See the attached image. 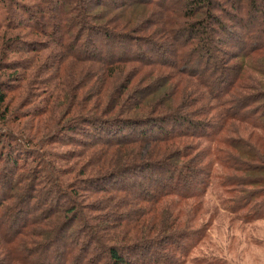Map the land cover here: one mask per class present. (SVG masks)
Instances as JSON below:
<instances>
[{
    "label": "trees",
    "instance_id": "trees-1",
    "mask_svg": "<svg viewBox=\"0 0 264 264\" xmlns=\"http://www.w3.org/2000/svg\"><path fill=\"white\" fill-rule=\"evenodd\" d=\"M38 1L47 4V12L37 9L43 13L38 30L49 38L42 48L46 59L33 48L22 66L11 55L23 52L19 31L28 25L13 19L26 8L22 0H0V71L15 70L0 83V123L9 119L10 82L22 88L28 76L29 89L40 88L30 78L49 69L41 89L51 90L34 115L46 116L28 125L34 128L28 142L40 151L28 152V159L64 190L56 189L47 207L44 200L35 208L36 178L25 177L24 186L13 181L18 161L9 160L1 171L0 264H183L208 227L193 226L204 199L221 192L233 220H264V0L231 2L238 14L222 9L235 30L216 20L220 0H189L171 11L162 10L170 0H118L108 6L118 16L112 32L93 25L99 15H91L84 0ZM148 4L159 8L155 16ZM142 15L156 17L153 25L161 29L141 26ZM238 28L244 38L236 37ZM144 31L163 33L166 49L148 52L146 45L162 39L131 34ZM69 113L71 120H64ZM58 130L79 134L76 155L85 160L77 184L65 182L66 156L49 148V134ZM116 177L121 186L113 183ZM92 181L102 182L100 192L112 191L105 199L114 210L98 215L105 203L82 194ZM215 181L217 198H205ZM84 232L89 239L80 244Z\"/></svg>",
    "mask_w": 264,
    "mask_h": 264
},
{
    "label": "rangeland",
    "instance_id": "rangeland-1",
    "mask_svg": "<svg viewBox=\"0 0 264 264\" xmlns=\"http://www.w3.org/2000/svg\"><path fill=\"white\" fill-rule=\"evenodd\" d=\"M75 0H67V3H72ZM79 2V0H76ZM86 2L85 5H87V10L91 13L93 16L99 17L92 22L95 27H107L109 32H112V29L116 25L117 20V13L116 11H113L108 7L112 3L118 1V0H84ZM163 2L164 0H160ZM189 0H170L167 2V6H164L162 10H168L171 11L174 8L184 5V2ZM221 4L220 6H217L215 9H213V12L216 14V20L224 21V24L231 26L232 23L230 21L225 20V12L222 10L223 8L229 9L233 11L234 13L237 11L233 6L231 5V2L236 3L238 0H220ZM25 9L19 10V18L13 19L15 22L22 20L23 22H27L28 28H23L19 32L22 34L20 37L22 39V44L18 43L17 46L23 50L21 54H12L13 60L15 59V62L19 60V65L25 66L28 62L26 56H34V52H29L28 50H32L35 48L37 50L36 54L38 57H42L44 60L46 59V50H42L43 45L45 43H48L49 38L44 37L42 34H40L38 30L39 23L41 24L40 20V11H38V7H42V9H45L47 12V4H45L43 1L38 0H22ZM66 3V2H65ZM74 7L77 6L75 3H73ZM0 8H2V4L0 2ZM147 8L151 10L154 13V16L156 15L155 12H158L159 8H156L153 5L148 4ZM161 8V7H160ZM40 9V8H39ZM143 10V8H139L138 11ZM4 12L3 9H0V22L4 20V16L2 15ZM238 14V13H237ZM244 23H249L252 18H250L249 14L245 12L242 14ZM142 24L144 28H149L150 30H154L153 21L155 20L151 15H142ZM17 20V21H16ZM213 20V19H212ZM213 27L219 29L218 25L213 24ZM233 30L234 27H232ZM161 29V26L158 28H155V30L158 32ZM18 32V29L16 30ZM46 31V29H45ZM129 32V31H126ZM237 38H242L241 34L244 38L245 31L243 29L238 28L237 29ZM136 33L137 36L140 37H148L150 36L155 38H161L162 34L159 33L158 35H148L149 31H144L143 33H137L132 32L131 34ZM221 33V32H220ZM58 35V34H57ZM227 36V35H225ZM85 38L86 36L83 35ZM236 39V38H234ZM233 40V39H230ZM167 40H157L155 42H161V43H154V44H148L146 46L149 47L148 52H151V54L155 55V51L157 49H166V44H163V42H166ZM173 42V41H169ZM231 42H226V45L230 46ZM34 45V46H32ZM174 45L178 48L179 44L174 43ZM224 47V46H223ZM142 48H145V45L142 46ZM157 48V49H156ZM78 50V49H77ZM44 55V56H43ZM168 55V54H167ZM162 60V59H161ZM36 63V62H35ZM21 69L18 68L17 72ZM15 71V70H14ZM14 71H0V83L1 82H9V75L13 74ZM58 72V70H57ZM50 70L47 68H42L40 73H37L36 75L31 76V80L41 83L40 88L36 87H30L28 84V76L26 79H24L22 84V88L17 87L18 80L14 83V81L10 82L12 85H15V89H11V92L8 93L7 97L8 100L6 102V105L8 107V116L9 119L4 122L0 123V154L2 155V160L0 161V193H2L4 188L1 185L2 180V172L4 168L7 170L10 166V161L17 160L18 165L15 168V171L12 173L13 181L18 180L20 185L24 186L28 183V180L25 179V177H29L32 180H35L36 178V187L35 191L33 192V202H36V207L40 206L41 204L46 203V207L48 204H51L52 201L56 197V189L64 190L63 187H56L57 183L53 181L50 178V182L48 181L49 177L47 178V175H45V171L42 172L43 165L38 166L37 163L32 162L31 159H28V156H30L29 153H37L39 152V148L34 145L33 142H28V134H32L34 132V128L28 129V125L34 124L36 122L31 123V120H34L36 118L35 113L37 110V107L41 108V104L39 103V100L48 97L49 91L51 88H48L47 91L43 92L41 88H44L43 81H47V79H50L48 77ZM62 71H59L57 75L59 76L62 74ZM60 80V79H59ZM58 81V80H57ZM22 82V81H21ZM28 86V87H25ZM35 86V85H34ZM58 93V91H57ZM38 94V95H37ZM61 102L65 100L64 96L59 99ZM175 102V101H174ZM31 112V115H30ZM131 117L132 114H129ZM42 116L46 115H39L36 119L41 118ZM72 113L67 114V116L64 118V120L70 119L71 120ZM134 118L137 116H133ZM126 118V117H125ZM139 118V117H138ZM47 119V118H46ZM30 122V123H29ZM72 122V121H71ZM70 122V124H71ZM57 128H54L56 130ZM33 130V131H32ZM25 134L24 136H21L20 132ZM74 132H77L76 130ZM78 134V133H77ZM99 135V134H97ZM89 136V135H88ZM105 136V135H102ZM21 137H23L21 139ZM69 138V141L68 139ZM80 139L79 134L76 135L75 133H66V131H55L54 133L49 134V148L51 149V152L57 157H63L66 156V161L61 166L64 170V177L65 182L67 184H77L76 181L78 178H81L82 175H80L81 170V163H83V160L79 161V156L76 155L77 152L81 150V142L78 141ZM83 142L85 140H89L86 137H84ZM45 140L42 141L44 143ZM65 142H70L71 145H64ZM41 143V142H40ZM85 143V142H84ZM39 145V144H37ZM29 152V153H28ZM11 156V157H10ZM36 156V154H35ZM38 160H43L38 159ZM37 161V160H36ZM40 161V162H41ZM93 164L95 163V160H92ZM28 162H31L28 164ZM78 162L77 165H75ZM81 162V163H80ZM87 162V160H86ZM85 162V163H86ZM32 170H35L34 174L32 173ZM93 169H88L86 172L93 173ZM136 171L135 167L129 169L127 172L133 173L130 176L133 177ZM101 174V173H100ZM38 175V176H36ZM8 176H11V172H8ZM43 176V177H42ZM124 179V178H121ZM114 184L117 186H121L120 180L118 177L115 178L113 181ZM101 183L92 181L91 183H87L86 191L82 193L83 195L92 196L90 198L91 200L94 199H101V203L99 206L104 204V210H100L101 213H98V215H103L105 212L109 211L111 212L112 208H106L107 205V199L106 197H109L112 191H109V193H103L98 190V186L101 185ZM213 186V187H212ZM211 188L213 189L211 194L210 192L212 189L208 191L210 195L207 197H213L217 198L218 194V184L217 181L213 182ZM81 194V196H82ZM221 195H218V198L215 200L210 199H204V203L202 205V210H200L198 217L196 220L194 219L193 226L197 227H204L203 224H208V227L205 226L206 232L203 241L200 243V246L195 249L194 254L191 256V258L185 260L183 264H264V220H259L254 223H247V222H241L237 220H233V216L226 213L225 207L227 208L230 205V201L227 200L225 202V207L222 203H220L219 199L224 194L221 192ZM83 197H80V202L82 201ZM218 201L219 208L215 204V201ZM52 210H55V206L52 205ZM35 212V218L36 216H41V210L38 209ZM99 220H102L99 216ZM75 230V229H74ZM73 230V231H74ZM89 239L88 233H82L80 235V244L84 243ZM191 252V253H192ZM190 253V255H191ZM189 255V256H190Z\"/></svg>",
    "mask_w": 264,
    "mask_h": 264
}]
</instances>
